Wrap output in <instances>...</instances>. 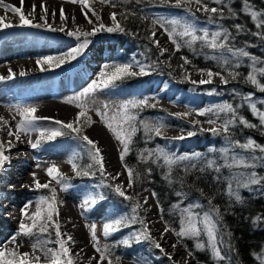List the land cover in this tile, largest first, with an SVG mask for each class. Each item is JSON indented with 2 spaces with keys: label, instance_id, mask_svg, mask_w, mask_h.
<instances>
[{
  "label": "snow or ice",
  "instance_id": "1",
  "mask_svg": "<svg viewBox=\"0 0 264 264\" xmlns=\"http://www.w3.org/2000/svg\"><path fill=\"white\" fill-rule=\"evenodd\" d=\"M72 3H78L81 8V14L84 16L86 22L91 25L90 31H81L79 28L76 30H68L67 35L75 37L78 43L75 47L70 48L66 53L59 55L44 56L36 60V64L40 67L41 71H46L52 68H58L63 64L77 59L87 49L90 44L89 37L95 36L98 32H124L120 21L117 19L118 13L112 12L109 15L111 20V26L106 25L103 22L101 14L89 3V0H70ZM103 3L111 4L113 8L117 5L115 0H102ZM143 0H135V3L140 4ZM216 4H224V0H213ZM161 4H167L171 7L186 8L189 12L192 11L189 5L192 0H159ZM196 3L201 5L197 11H203L208 14L209 23H215L216 18H224L225 7H209L205 0H196ZM245 4V11L250 14L251 19L255 22V26L258 31L252 33V35L264 40V11H254L247 6V0H243ZM25 0H19V6L7 4L5 0H0V8H3L5 12L11 11L19 21L18 25L9 21L6 16H0V31L9 29L12 27L30 26L37 28H49V9L47 8L44 0H41L39 5V11L43 13L40 19L42 23H34V13L37 11V5L33 3L31 5V11H24ZM230 10V9H229ZM52 17L56 16V11L52 10ZM123 19L127 20L129 16H135V12L126 11L120 13ZM194 15V14H193ZM59 18L62 21H67L68 17L65 15L63 7L59 9ZM73 20L75 17L72 18ZM142 19H148V17H142ZM153 28L159 25L161 29L168 36L170 42L175 46V50L179 51L182 47H187L193 52H197L196 44L200 43L201 49H209L212 52H219V55H211L205 58H209L217 61L222 71H213L212 69H199L198 71L203 74L206 72L207 79L192 80L189 73L185 72L184 79L189 80L192 84H211L214 76L220 77L222 84H228L231 80H237L240 77L238 69L242 67L241 58H247L250 63L248 65L249 71L247 72L244 80L257 87L261 92H264V83L261 79L264 78V60L251 55L246 48H234L231 46L232 33L230 30L218 27L215 31H210L208 28H197L194 22L188 20L181 21L178 18H163L157 17L151 20ZM236 32L243 31L240 24L235 26ZM64 28H60L59 31H64ZM156 31L153 30L148 36V39L155 44L159 49V54L163 56L167 49L160 46V41L156 39ZM225 53L229 54L226 56ZM183 63L180 65L184 68L185 65L190 64L191 61L187 57H181ZM235 61L233 63L232 61ZM47 65V68L45 67ZM171 67V65H169ZM135 69H138L135 70ZM146 65L140 61L133 60L131 62H124L119 64H105L103 69L98 74V79H94L91 83L76 97L69 99L68 103L75 102L76 107L80 110L77 112L75 119L72 121L64 122L61 120H55L56 127H43L38 122L43 120H49L50 117H43L36 115L37 108L33 106L18 107L16 109L19 120L16 121L13 127L8 120L4 117H0V128H6L7 139L0 138V173L4 171L5 165L10 162V151L15 146L13 141L17 143L26 142L33 150L41 148L48 142L55 141L60 136L71 135L75 139L82 142L89 163L81 164L79 161L83 159V155L79 152L73 153L67 163L70 164L71 170L76 177L81 176H96L97 173L101 176V183L97 187H107L112 189L119 197L126 201H130V214L113 215L107 219L102 225V234L105 238L110 235L119 232L123 228L131 227L134 224L141 225V229L129 233L127 238L117 242V245L124 247H131L133 242L139 243L142 240H150L153 246L160 252H165L162 244L155 240L149 229L148 223L140 215V209L142 207L140 201L134 196L128 195L124 190L123 184H110L108 180H115L117 177L112 176L105 170L104 157L101 149L97 146V142L90 139L88 135L84 134V126H91L93 121L89 113V103L87 97L95 93L97 90H106L115 88L119 82H122L130 77L139 75H146ZM19 75H26L21 71ZM16 76V73L12 69H8V75H0V81L12 80ZM217 89L212 88L210 94H216ZM233 94L236 95V90L233 89ZM254 93H248L241 95V103L234 106L231 103L224 102L221 104L212 105L196 111V115L205 116L211 114L214 118L207 121L208 124L214 125L210 128L199 127V131L210 132L212 135H221L226 141V146L220 149L211 148L210 151H218L223 163H217L215 159H208L205 168H200L199 171L203 172L206 168H211L217 173L222 168H236L245 169L244 172H239L237 175L226 178V194L235 201H241V196L238 189L248 188L253 185L264 184V176H260L255 171H247L248 169H254L256 167V161H264V145L259 144L255 139L248 137L246 140L233 138L232 130L238 125L246 128H264V109L257 106L254 102ZM261 105H264V100L260 101ZM248 106L251 113L258 119L259 124L250 122L245 116L239 114V108ZM145 107L155 108V103H149L148 99L129 100L121 105L117 106L115 111L109 116V105L103 106V111L100 108L96 109V114L103 121L105 126L114 134L115 139L122 145V151L119 153L121 162L125 160V157L131 151V145L133 143V137L139 130L138 124L143 128L144 133L149 139L152 136H161L162 129L165 127L164 123L147 122L139 119L138 112ZM174 115L184 118L192 115L191 112L175 113ZM15 119V117H13ZM115 122V123H114ZM219 122V123H218ZM190 123L194 126L201 125L199 120H192ZM32 133H36L35 139L32 138ZM195 131H187L186 136L192 137L196 135ZM27 138L26 141L24 138ZM185 136L181 135L176 139H184ZM239 150V151H238ZM259 152L262 155H256ZM201 157L200 153H194L192 155H180L175 156L169 154L163 148L145 149L138 153V158L143 162L152 161L153 163L163 161L164 166L168 168V172L165 175V179L169 180L172 175V166L180 161H192ZM40 165L37 164V168ZM196 167L195 164L192 165ZM124 168L127 173L126 185L128 189L133 188L134 182L140 178V173L136 172L132 167L124 164ZM150 174L152 169H147ZM189 169L185 168V172ZM47 176L46 182H41L36 172L31 173L32 183L29 185H23V187L29 188V190L39 191L46 189L49 195H40L35 201L27 202L20 210L21 216L18 223V231L13 235L7 245H0V264H77V257H81L83 249L80 252L73 255L70 244L74 243L73 236L61 231V224L59 222V202L57 200V188L53 186V182L59 185L62 191H67L72 187L71 177L60 170L56 164H51L45 169ZM120 173L117 174V176ZM217 180L221 177L217 176ZM235 182L236 187H233ZM183 187V181H181ZM203 194V190H199ZM153 197L157 196V193H152ZM175 196L178 198L177 202L172 204V209L176 210L179 215V229L173 228L170 225H166L161 236L163 237L169 231H172L175 236L183 239H192L195 241V248L197 250L210 251L214 264H220L222 261H228L231 264L229 257L222 252L221 244L225 243V236H230V232H225L223 228V218L221 210L218 206L214 205L212 199L207 200V210L205 205L199 200L192 201L191 203L184 204V201L188 200V193L185 191H176ZM104 200V196L101 193H89L87 194L80 207L83 211H89L94 208L99 201ZM148 198L145 197L143 203L146 205ZM35 205L34 210L32 205ZM159 207V202H157ZM201 211H197V210ZM162 211V209H161ZM264 221V217L257 216L254 222ZM90 237L94 254L89 257L86 264H121V257L112 253L111 247L108 244L101 245L97 236V225L95 223L90 226ZM54 234V235H53ZM23 237L30 241V250L21 251L22 244L19 242ZM203 237L204 239H202ZM176 248L177 245H171ZM231 251L230 244L228 245ZM169 259H172L171 254H167ZM188 255L191 256L192 252L189 251ZM253 256L259 262L264 264V249L260 253H253ZM43 258V260H42ZM137 264H147L142 258L138 259ZM187 264V262H185Z\"/></svg>",
  "mask_w": 264,
  "mask_h": 264
},
{
  "label": "trees",
  "instance_id": "2",
  "mask_svg": "<svg viewBox=\"0 0 264 264\" xmlns=\"http://www.w3.org/2000/svg\"><path fill=\"white\" fill-rule=\"evenodd\" d=\"M205 2L208 3L209 7H225L224 18L220 19L217 17L215 23H210V27L208 28L210 31H215L218 27L230 30L232 33V47H244L251 55L264 60V40L252 35L258 29L255 26V22L251 19L250 14L245 11L243 0H224L223 5L216 4L213 0H205ZM115 3L124 10V13L130 11L135 12L136 15H130L127 20L123 19L122 16L120 23L125 31L110 33L112 36L124 38L127 44L123 47L122 51L114 56L113 63H124L123 59L131 62L133 60L131 57L132 53L136 52L139 60L146 65L147 71L146 75L130 77L122 81L124 84H144L149 80H155V78H164L170 85H177L194 91L200 90L201 88L207 89L208 87H200L192 84L189 80H185V72L190 74L191 71H198L199 69H212L214 72L222 71L217 61L205 58L206 55H219L220 53H214L209 49H201L199 42L196 44L197 52H193L187 47H182L179 51H167L163 56L159 54V49L148 39L153 29L151 16L155 14L152 11V7L159 5V0H143L140 4L135 3V0H115ZM247 6L254 11H264V0H247ZM187 15L199 23L203 20L209 21L208 14L203 11H197L195 8L187 13ZM142 17H148V19H142ZM261 19H264V16ZM236 24H240L243 31L236 32L234 27ZM225 55L229 56L227 53ZM181 57H187L191 63L181 68L180 65L183 63ZM229 59L232 58L229 56ZM232 62L235 63L234 60ZM241 62L243 66L238 69L240 77L237 80L230 79V82L226 85L222 83L214 84L217 92L213 95L209 104L202 107V109L224 102L237 106L241 103V95L248 93H254V102L257 103L258 107L264 109V105L260 104V101L264 100V92H261L257 87L244 80V77L249 71L248 65L250 61L247 58H241ZM261 82L264 83V78L261 79ZM139 85L142 84H137V86ZM233 89L236 90V95L233 94ZM141 93L140 99H148L149 103H155L156 107H145L140 110L138 112L139 119L149 122V118L153 117L152 122L164 123L165 127L162 131L168 127H181L195 131L197 134L194 137H202L204 141L194 147H186V150L190 152L189 155L200 153L201 157L192 161L185 160L174 164L170 177L172 183H169V180L165 179L168 168L164 166L162 160L156 163H153L151 160L143 162L138 158V153L145 149L155 150L156 148H163L169 154L180 156L176 151L170 150L172 144L177 139L165 136L164 134L161 136H152L149 139L144 133L143 128L138 124L139 130L133 137L131 151L122 162L123 166L126 163L136 172L140 173L139 180L135 181L133 188L129 189L131 192L130 195L137 199L141 198L145 192L157 193L154 199L156 203L159 202L162 221L165 225H170L176 229H179L180 226L179 215L171 207L178 199L175 196L176 191H185L188 193V200L184 201V204L199 200L206 206L204 210H207V200L209 198L212 199L214 205L218 206L221 210L224 231L231 233L230 236L224 237L225 243L220 245L222 252L229 257L231 264H259L253 256V253H260L264 249V221H254L257 216L264 217V184L253 185L248 188H239L238 191L242 198L239 202L228 196L226 194V178L235 176L239 172H244L246 171L245 169L222 168L219 173L211 168H206L203 172L199 171L200 168H205L208 159H215L217 163H223L219 152H213L210 149L215 148L218 150L226 146L224 137L221 135L214 136L206 131H199V127L202 126L203 122H207L214 117L211 114L198 116L195 114V110H192L190 111L193 117L192 120H199L201 122V125L194 126L187 118L178 117L165 107L160 106L154 91H141ZM239 114L245 116L250 122L259 124L258 119L251 113L247 105L239 108ZM232 135L233 138L240 139L241 141L251 137L259 144L264 145V128H246L238 125L232 130ZM256 155L262 154L257 152ZM79 163L86 164L89 161L83 155V159ZM193 164L196 165L195 168L192 167ZM148 168L152 169L150 174L147 171ZM185 168H188L189 171L185 172ZM247 171H255L260 176H264V161L257 160L256 167L254 169H248ZM217 176H220L221 179L217 180ZM93 178L98 181L102 179L99 173L93 176ZM181 181H183V187L181 186ZM107 182L115 185L113 180H108ZM233 187H236L235 182H233ZM200 189L203 190V194L199 191ZM101 194L104 198L112 200L120 212L130 214V201L119 197L112 189L107 187H101ZM197 211L201 210L198 209ZM138 225L134 224L131 228ZM201 238L204 239L203 237ZM181 241L186 249L191 251L192 255L199 261L214 264L210 251L197 250L195 248V241L192 239H183ZM229 244L232 249L231 251L228 247ZM124 249L125 247H120V245L111 247L112 253L119 255L121 260L130 259L129 253ZM222 262L220 264H228L227 260Z\"/></svg>",
  "mask_w": 264,
  "mask_h": 264
},
{
  "label": "rangeland",
  "instance_id": "3",
  "mask_svg": "<svg viewBox=\"0 0 264 264\" xmlns=\"http://www.w3.org/2000/svg\"><path fill=\"white\" fill-rule=\"evenodd\" d=\"M31 1V0H29ZM45 1V0H44ZM49 1V0H48ZM51 2H57L60 6L63 7H75L79 9L81 7L78 3H72L70 0H50ZM7 4L16 5V3L12 0H7ZM89 3L101 14L103 22L111 26V20L109 19V15L112 12L118 13L117 19L118 21H122V15H119L120 13H124V10L118 6L113 8L110 4L103 3L101 0H89ZM63 4V5H62ZM103 6V7H102ZM191 9H199L201 5L197 4L195 0H192L191 5H189ZM3 9V8H1ZM107 10L106 12L104 11ZM80 10V9H79ZM5 12V10L3 9ZM152 11L155 13L151 16V19L157 18V17H163V18H178L181 21L188 20L190 22H194L197 26V28H209L210 23L207 20H203L200 23L195 21L193 18H190L187 13L189 11L186 8H177V7H171L167 4H159L157 6L152 7ZM6 13H11V11H8ZM70 13V12H68ZM43 21L41 19H36L34 23H42ZM78 22L81 23H75L68 25L59 23L57 21H51L49 20V23L51 24V29L45 27V28H37V27H30V26H16L9 29H5L3 31H0V42L1 39L7 35L10 34L15 37H30L34 39L33 44H29V47H26L28 49V54L26 55V59L30 60H37L44 56H55L59 54L66 53L70 48L75 47L78 41L75 37H70L67 35L68 30H76L79 28L81 31H90L91 25H89L85 19H79ZM19 23L17 17L15 18V24ZM80 24V25H79ZM86 24V25H84ZM153 27V25H152ZM60 28H64V31H59ZM156 31V39L160 41V46L162 48L167 49V51H173L175 50V46L170 42L168 39V36L165 34L163 29L159 27V25H156L155 28L152 29V31ZM10 31V32H9ZM163 38V40H160ZM90 44L87 47V49L83 52L82 55H80L77 59L71 60L62 66L58 68H52L46 71H42V74H46L48 77V87L49 90L52 89V93L50 97H44V92L47 91L46 87L44 88V92H41V90H37L35 82H40L41 79L35 78L30 79L24 83H21V85L18 87V89H14L11 84H8L6 86V92L3 97L10 98L12 102H8L5 99L3 102H0V107L3 111H5L10 117H11V125L14 127L17 120H19V115L16 111L18 107H27V106H33L36 107L44 102L51 103L53 107H59L56 109H52L53 113L55 115H46L45 117H50L49 120H43L39 121L38 123L43 127H56L54 124L55 120H61L64 122L72 121L75 119V116L77 112L80 110L76 107L75 102L68 103L67 101L69 99H72L76 97L80 92H82L94 79H98L99 72L103 69V66L105 64H114V56L118 54L120 51H122L123 47L126 46V41L124 38H119L116 36H112L110 33L105 32H98L95 36L89 37ZM44 43H40V41H43ZM31 46V47H30ZM16 55H12L8 59L15 58ZM132 59L135 58V60L140 61L139 57H137L136 52L132 53ZM124 62H127L123 59ZM141 62V61H140ZM119 64V63H116ZM47 68V65H45ZM33 69H40L39 66L37 68ZM138 71V69H135ZM62 74V75H61ZM61 75V87H59V83L53 88V84L55 82L54 77ZM202 75L203 77H198ZM142 76V75H140ZM190 76L192 80H199L201 78L207 79V75L205 73L201 74L199 71H191ZM213 84H196L197 86H204L208 87L207 89H200V90H190L185 89L183 87L177 86V85H170L167 83V81L164 78H155V80H149L148 82L143 83H129L124 84V82H119L115 88H110L106 90H97L95 93L90 94L87 97L90 109H89V115L92 118V125L91 126H84V134L88 135L90 139L97 142V146L101 149L99 145V139H93L92 136L89 134L88 130L94 125L97 124V126L104 128L106 135L109 136V143L111 144V155L112 158L115 155V157L122 151V145L119 141L115 139L114 134L105 126L103 121L100 119V117L96 114V109L100 108L101 111H103V106L105 104L109 105V116H111L112 112L115 111L116 107L121 105L122 103L129 101V100H139L140 96L142 95L141 91H154L156 94L157 99L159 100V105L165 107L172 113H185L190 112L192 110H195V112L199 109H202V107L209 104L210 100L213 98L214 94H210V90L212 88H215L214 84H220L221 80L220 77L214 76L212 78ZM57 82V81H56ZM137 84H142L137 86ZM196 86V87H197ZM214 86V87H213ZM1 91V89H0ZM44 108V107H43ZM50 109V108H49ZM46 112V111H45ZM38 116L39 115L36 113ZM15 117V119H13ZM189 121H192L193 117L187 116L185 117ZM15 120V122H14ZM149 122L153 121V117L149 118ZM115 123V122H114ZM214 125H210L207 122L202 123V127L207 129L210 127H213ZM187 131H191L186 128L181 127H168L163 132L165 136L170 137H179L181 135H184V139H177L175 141L170 150L176 151L178 155H189L190 152L186 150L187 146L194 147L200 143H202L204 138L202 137H187L186 133ZM34 137L36 136V133H33ZM44 147L46 149L44 150ZM39 155H48V154H54L61 156L64 154V158L59 160L57 162V166L60 168L62 172L67 174L71 177V185L72 187L69 188L67 191H62L59 187V185H56L53 182V186L57 188V200L59 202V217H60V208L62 205L69 204L71 207V210L75 213V220L74 223L76 226H79L82 229L83 236L85 238L87 246L93 251L94 249L92 247L91 237H90V225L95 223L97 225V236L100 240V244H108L110 247L117 245L118 241H121L124 238H127L129 236V233L138 231L141 229V225H138L134 228L128 227L123 228L119 232L114 233L110 235L109 237L105 238L102 234V225L103 223L112 217L113 215H123L124 212H120L117 208V205L112 201L108 200L107 198H104V200L99 201L98 204L92 208L89 211H83L80 207L84 197L89 193H101V187H97V185H100L101 181H98L97 179H94L93 176H82L81 178L76 177L74 173L71 170L70 164L67 163V160L69 157L76 152L81 153L82 155L85 152V149L83 147V144L81 141L75 139L74 136L71 135H65L58 137L55 141L48 142L44 144L41 148L37 149ZM40 151V152H39ZM102 152V149H101ZM103 155V152H102ZM104 157V164H105V170L107 173H109L112 176H116L117 178L113 180L115 184H122L119 182V178L122 177V173L117 176V174L109 169V163L107 159ZM85 159L87 161L88 158L85 155ZM63 160V161H62ZM62 161V162H61ZM47 166L53 164V162L48 161ZM90 162V161H89ZM121 162V160H120ZM122 163V162H121ZM124 167V166H123ZM125 169V168H124ZM126 170V169H125ZM127 175V173H126ZM128 178V177H127ZM124 185V190L128 195L131 194L130 190L127 188L126 184ZM38 196L40 195H49L48 190L41 189L39 191H35ZM148 192H145L141 198H137L138 201H140L142 207L140 209V215L145 219V221L148 223L149 229L151 231L152 237L159 241L163 248L165 249V252H160L158 249H156L152 242L150 240H142L139 243L133 242L131 247H125V251H127L130 255V259H123L121 260V264H137L138 259L142 258L144 261L147 262V264H175V259L180 254H173L172 251L166 250L165 246H168L167 243L163 244L162 238L159 234L154 232V228L151 226V219L149 217V207L152 203L147 202L145 205L143 203V200L145 197H147ZM151 193V192H149ZM152 194V193H151ZM155 200V199H154ZM156 202V201H155ZM10 201H2V205L5 208V212H3L4 215H10L9 209H10ZM150 204V205H149ZM157 205V203H156ZM9 206V207H8ZM157 214L159 217V221L164 225L165 223L161 219L159 207L157 206ZM75 210V211H74ZM129 214V213H127ZM10 216H6V218ZM58 217V219H60ZM8 219V218H7ZM61 224V231L66 233V229L68 225L65 222L59 221ZM6 229V227H4ZM12 234L15 235L18 231L17 228H14L11 230ZM172 235L176 238L178 243L187 251L189 252L183 242L175 236V234L170 231ZM54 235V234H53ZM11 238H7L2 244L0 245H7ZM22 244L21 251H25V249L30 250V241L27 239L21 237L20 241ZM71 248V244L69 245ZM122 247V245H120ZM124 251V252H125ZM171 254L172 259H169V256L166 255ZM174 256H173V255ZM191 258L194 260V263L196 264H210L206 263L204 261H199L194 255H191ZM77 264H86L85 262H81V258H76ZM43 260V258H42ZM223 263V262H222ZM106 264V262H105Z\"/></svg>",
  "mask_w": 264,
  "mask_h": 264
},
{
  "label": "bare ground",
  "instance_id": "4",
  "mask_svg": "<svg viewBox=\"0 0 264 264\" xmlns=\"http://www.w3.org/2000/svg\"><path fill=\"white\" fill-rule=\"evenodd\" d=\"M6 1L7 0H5V3H7ZM12 1L16 3V6H19V0H12ZM33 3L37 5V11L36 13H34V19H33V22H35L36 19H40V17L43 15V13L39 11V5L41 3V0H31V1L25 0L24 11L26 13L31 11V5ZM44 3L49 9V20L51 21H57L59 23H63L66 25L70 23L73 25L75 23H81L78 22L79 19L82 20L85 19L84 16L81 14V11L79 10L81 7H79V9L75 7L72 8L63 7L60 6L59 3L51 2L50 0L49 1L45 0ZM61 7H63L65 15L68 17L67 21H62L59 18V9ZM52 10L56 11L55 17H52L51 15ZM104 11L106 12L107 10L104 9ZM0 16H6L9 21L15 23L16 16L4 12L3 9L1 8H0ZM73 17H75L74 20L72 19ZM160 40H163V38H161ZM33 43H34V39L30 37H19V36L15 37L10 34L5 35L1 39L0 75L7 76L8 69L10 68L12 69L13 72L16 73V76L12 80L0 81V89H1L0 102H3L4 99L8 102H12L10 98L3 97V95L6 92H8V90H6V86L8 84H11V86L17 90L18 87L21 85V83H24L30 79H35V78L41 79L40 82H35L37 90H41V92H44V88L46 87L47 91L44 92V97L51 96L52 89L49 90L48 87L49 80L46 75L47 73L42 74V71L40 69L39 70L33 69V68H37L38 66L36 64V60L26 59L27 58L26 55L29 53L26 47H29V44H33ZM40 43H44V40L40 41ZM12 55H16L17 57L8 59ZM21 71L25 72L26 75L24 76L19 75ZM61 75L54 77L55 82L53 84L54 85L53 88L57 85V83H59L58 84L59 87L62 86ZM198 77H203V76L200 75ZM56 106L53 107L51 103L48 102L41 103L37 106V113L39 115H43V117H45L46 115H55L52 109L59 108ZM0 117H4L11 124L12 121L11 117L5 111H3L1 107H0ZM6 132H7L6 128H0V138L6 140L7 139ZM88 132L93 139L95 140L99 139L100 141L99 145L102 149L105 159H107L109 163V169L113 170L116 174L122 173L123 175L121 178H119V182H121L122 184H126V181L128 179L126 175V170L124 169L122 163L120 162L118 155L116 157L114 155L112 158L110 152L111 144L109 143L110 139L109 136L106 135L104 128H101L97 126V124H94L88 130ZM32 138L35 139L33 133H32ZM24 139L26 141L27 138L25 137ZM13 143L15 146L11 149L9 153L11 160L9 163L5 165L4 171L0 173V244H2L8 237L11 238L13 236L11 231L12 229L14 228L18 229V223L21 216V212H20L21 208L27 202L35 201L39 197L35 191L29 190V188L27 187H23V185H29L32 183L31 173L36 172L38 179L41 182H46L48 178L45 174V169L48 167L47 166V163H49L48 161L53 162V164H57L59 160L64 158V154L61 156L54 154L41 156L38 154L37 149L33 150L26 142L17 143L13 141ZM45 149L46 147H44V150ZM37 164L40 165L39 168H37ZM146 195L148 198V202L152 203L151 205L149 204L150 207L148 210H149V217L151 219L150 224L154 228V232L160 235V237L162 238L161 242L163 244L167 243L168 246H165L166 250L172 251L174 255L180 254V256L174 258L175 264H185V262H187V264H195L191 256L188 255L187 251L178 243V241L170 231L166 233L163 237L161 236V233L163 232L165 226L159 221V217L157 214L158 208L154 200V197L149 192ZM7 200L11 202V204L9 205L10 215L3 214V212H5V208L2 205V201H7ZM34 207L35 205L33 204L32 205L33 210ZM6 216H10L11 218L9 219V217H7L8 218L7 219ZM59 218H60L59 221L65 222L68 225V227L65 228L66 233L73 236L74 238V243L71 244L73 255H75V253L80 252V250L83 249V253L81 254V257H77V258H81L82 259L81 262L86 263L87 259L93 255V251L87 246L85 238L83 236L82 229L79 226L75 225L74 223L75 213L71 210V207L68 203L61 206ZM4 227H6V229H4ZM173 244H176L177 247L173 248L171 246ZM25 251H29V250L25 249Z\"/></svg>",
  "mask_w": 264,
  "mask_h": 264
}]
</instances>
